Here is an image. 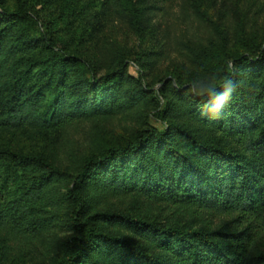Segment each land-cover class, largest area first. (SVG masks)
<instances>
[{"label": "trees", "instance_id": "16d2710c", "mask_svg": "<svg viewBox=\"0 0 264 264\" xmlns=\"http://www.w3.org/2000/svg\"><path fill=\"white\" fill-rule=\"evenodd\" d=\"M95 1L17 0L11 7L0 0V131L24 140L35 134L40 147L0 143V165L20 175L18 194L0 208V233L28 239L66 225L53 264H264V44L245 41V49L228 52L225 31L215 26L220 42L213 43L228 57L217 60L224 72L216 77L219 70L197 57L195 69L170 71L176 86L155 92L144 82V46L154 37L146 8L126 0L138 39L135 78L127 73L129 52L92 47ZM191 2L200 12L204 0ZM24 21L32 31L22 30ZM202 78L232 87L218 116L190 91ZM151 100L163 130L146 122L131 137L101 140L74 170L46 152L49 132ZM123 195L169 204L177 217L102 206ZM189 212L235 217L213 228L182 217Z\"/></svg>", "mask_w": 264, "mask_h": 264}, {"label": "rangeland", "instance_id": "374dc122", "mask_svg": "<svg viewBox=\"0 0 264 264\" xmlns=\"http://www.w3.org/2000/svg\"><path fill=\"white\" fill-rule=\"evenodd\" d=\"M8 1L9 5L14 7L17 0ZM103 1L105 0H96L91 5L92 19L96 20L99 26L91 45L93 48L97 45L95 49L100 53L129 52L131 59L128 61L127 73L137 78L139 73L134 59L137 58L138 39L132 25L130 5L126 0H111L103 12L100 9ZM138 1L146 8L142 16L145 28L154 33L151 43L144 46L147 50L144 82L155 92L164 84L169 87L176 86L175 81H170V71L176 67L183 70L195 69L194 62L197 57L214 72L219 70L217 60L224 61L228 57L213 43L220 42V35L215 26H220L225 31L228 52L245 49L246 43H243L245 41L248 44L259 43L258 46L264 44V0H204L200 12L193 8L191 0ZM21 28L23 31H32L29 21H24ZM217 35L218 37L211 42ZM251 54L256 56L258 51L252 50ZM223 72L224 69L219 70L216 77ZM103 73L104 71H101V74ZM156 105L157 103L151 100L131 110L76 120L68 127L49 132L46 152L62 168L74 170L83 156L93 151L101 140L116 142L120 138L131 137L146 122L163 130ZM27 135L28 138L24 140L17 133L13 135L12 131H0V143L22 142L26 149L40 148L34 145L32 140L36 135ZM19 178L20 175L0 165V208L4 202L18 194ZM64 190V187L58 188L59 192ZM102 206L137 217L160 220L177 217L173 206L135 195L111 198ZM201 216L205 221H202ZM182 217L192 219L196 223L207 222L213 228H217L220 224L233 220L235 216H211L209 212L197 214L189 212ZM68 234V227L64 224H55L46 233L28 239L20 236L17 240H12L5 233H0V258L7 256L6 261L0 260L1 264H53L58 257L60 244Z\"/></svg>", "mask_w": 264, "mask_h": 264}, {"label": "clouds", "instance_id": "9594fccd", "mask_svg": "<svg viewBox=\"0 0 264 264\" xmlns=\"http://www.w3.org/2000/svg\"><path fill=\"white\" fill-rule=\"evenodd\" d=\"M190 91L194 96L208 101L209 114L218 116L232 95V87L227 82L217 83L210 78H202L193 82Z\"/></svg>", "mask_w": 264, "mask_h": 264}]
</instances>
